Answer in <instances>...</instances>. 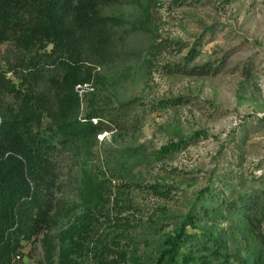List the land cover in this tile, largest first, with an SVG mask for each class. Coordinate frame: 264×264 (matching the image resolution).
I'll list each match as a JSON object with an SVG mask.
<instances>
[{
	"label": "rangeland",
	"instance_id": "1",
	"mask_svg": "<svg viewBox=\"0 0 264 264\" xmlns=\"http://www.w3.org/2000/svg\"><path fill=\"white\" fill-rule=\"evenodd\" d=\"M103 13L140 32L133 54L94 65L81 111L132 105L124 127L108 123L96 136L97 180L85 194L79 166L67 153L52 157L51 243L87 211L77 264H156L178 229L179 264H264V0H158L149 16L130 4ZM10 52L0 45V64ZM170 142L179 147L160 155ZM21 255L56 264L58 251L47 257L38 234Z\"/></svg>",
	"mask_w": 264,
	"mask_h": 264
},
{
	"label": "trees",
	"instance_id": "2",
	"mask_svg": "<svg viewBox=\"0 0 264 264\" xmlns=\"http://www.w3.org/2000/svg\"><path fill=\"white\" fill-rule=\"evenodd\" d=\"M157 1L0 0V45L11 46L0 64V264H22L17 259L23 258L22 242L38 234L47 257L57 249L56 264H77L72 256L88 236L91 215L83 212L59 232L56 245L51 243L48 230L56 223V213L50 214L55 186L51 159L64 152L79 166L81 194L95 184L89 167L96 136L111 130L108 123L124 127L132 101L82 114V100L89 95L79 96L76 86L90 84L94 65L105 57L122 59L135 50L130 39L139 27L105 15L103 8L130 4L149 16ZM150 39L149 50L156 51L157 44ZM178 147L170 142L160 155ZM237 210L245 212L246 207ZM181 236L178 229L163 241L156 264H179ZM223 264L248 261L228 259Z\"/></svg>",
	"mask_w": 264,
	"mask_h": 264
},
{
	"label": "built area",
	"instance_id": "3",
	"mask_svg": "<svg viewBox=\"0 0 264 264\" xmlns=\"http://www.w3.org/2000/svg\"><path fill=\"white\" fill-rule=\"evenodd\" d=\"M88 90H91L90 84H83V85L76 86V91L78 92L79 96H81L83 93H85ZM17 259L21 260L22 264H27L24 258L20 259L19 257H17Z\"/></svg>",
	"mask_w": 264,
	"mask_h": 264
}]
</instances>
